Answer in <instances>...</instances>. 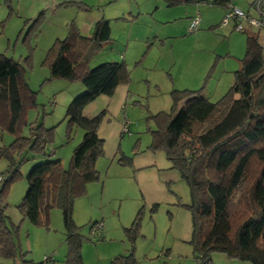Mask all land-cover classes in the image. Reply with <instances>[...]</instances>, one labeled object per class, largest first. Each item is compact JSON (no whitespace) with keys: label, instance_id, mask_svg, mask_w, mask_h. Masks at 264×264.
Returning a JSON list of instances; mask_svg holds the SVG:
<instances>
[{"label":"rangeland","instance_id":"374dc122","mask_svg":"<svg viewBox=\"0 0 264 264\" xmlns=\"http://www.w3.org/2000/svg\"><path fill=\"white\" fill-rule=\"evenodd\" d=\"M45 1L51 0H0V53L21 63L30 55L24 75L36 92V105L27 110L21 133L29 135L30 122H41L53 130L48 155L31 158L27 153L20 175L10 183L2 201L7 203V224L18 226L14 235L18 251L34 264L51 255L53 264H64L68 247L60 209H51L45 226L30 223L17 206L32 165L59 158L68 167L84 132L77 125L68 126L65 112L70 100L85 88L80 81L51 78L43 64L45 53L56 37L65 36L70 21L89 35L92 25L90 30L84 26L92 17L103 16L110 22V39L88 64L94 67L123 61L128 81L119 84L112 95H99L83 110L86 116L103 109L106 112L97 130L104 140L103 154L96 161L99 178L87 185L86 193L76 198L73 206V220L82 236L81 264H112L114 257L130 251L134 264H197L189 243L191 216L185 207L190 202L189 188L162 149L150 150L151 131L156 129L152 115L170 111L173 89L203 86L204 95L217 100L240 67L245 32L233 29L232 23L220 26L225 10L211 3L66 0L49 7ZM70 1H84L88 7L83 9ZM197 12L200 22L190 31V18ZM245 28L258 30L264 46V30L250 25ZM13 139V135L0 131V145H8ZM122 155L131 157V162L121 163L118 159ZM6 165V160L0 159V173ZM137 215L139 227L132 242L125 228ZM94 222L101 224L99 231L93 232ZM10 262L0 258L1 264ZM209 264L252 263L213 251Z\"/></svg>","mask_w":264,"mask_h":264},{"label":"trees","instance_id":"16d2710c","mask_svg":"<svg viewBox=\"0 0 264 264\" xmlns=\"http://www.w3.org/2000/svg\"><path fill=\"white\" fill-rule=\"evenodd\" d=\"M165 1L170 5L211 3L224 9L231 2ZM70 2L83 9L88 7L84 2ZM240 31L246 35L245 53L231 85L217 100L208 99L203 86L173 89L170 111L152 115L156 129L151 131L150 150L162 149L189 188L190 202L185 207L191 216L189 243L197 264H209L213 251L264 264V46L259 42L258 30ZM110 35V22L103 16L94 21L89 35L70 21L65 36L53 40L43 60L51 78L80 81L84 86L65 112L68 126L77 125L84 132L68 167L59 158L32 165L17 207L30 223L45 226L51 209H60L68 247L64 264L82 263V236L73 220V206L75 199L86 193L87 185L99 178L96 161L103 154L104 140L97 130L106 110L93 116H86L83 110L99 95H112L119 84L128 81L123 61L102 62L94 67L88 64ZM29 59L27 55L21 63L0 53V131L14 138L10 144L0 145V159L7 162L0 173V258L12 260L3 264H34L18 251L14 239L18 226L7 224V203L2 201L10 183L20 175L25 155H48L53 138L52 128H45L41 122L28 123V136L21 133L27 123V110L36 105V92L30 89L24 75V64ZM118 160L129 164L131 157L122 155ZM138 219L137 215L125 228L132 242ZM97 224L92 223L91 228L94 230ZM53 261L52 255L45 256L40 264ZM112 264H134L132 251L117 255Z\"/></svg>","mask_w":264,"mask_h":264},{"label":"built area","instance_id":"2783aa9c","mask_svg":"<svg viewBox=\"0 0 264 264\" xmlns=\"http://www.w3.org/2000/svg\"><path fill=\"white\" fill-rule=\"evenodd\" d=\"M250 11H244L241 8L229 3L226 5L225 14L221 19L220 26L232 23L233 29L240 31L246 25L264 30V0H253L250 5ZM199 22V15H194L189 21V30L193 31ZM101 226L98 224L94 231Z\"/></svg>","mask_w":264,"mask_h":264},{"label":"crops","instance_id":"0c3cea01","mask_svg":"<svg viewBox=\"0 0 264 264\" xmlns=\"http://www.w3.org/2000/svg\"><path fill=\"white\" fill-rule=\"evenodd\" d=\"M231 2V4H233V5H235V6H237V7H239V8H241L242 10H244V11H250L251 9H250V5H251V2L253 1V0H230ZM46 2V4H48L47 6H57V4H60V3H65L66 2V0H51L50 2H48V1H45ZM81 2H84V1H81ZM86 4V3H85ZM221 7V6H220ZM223 8V7H222ZM224 8H223V12H224ZM196 14H198V12L196 13ZM199 15V14H198ZM193 17V16H192ZM191 17V18H192ZM95 18L96 17H92L91 19H90V24H87L86 25V27L84 26V28H85V30H90L91 29V25H92V23L94 22V20H95ZM190 18V19H191ZM199 22H200V16H199ZM198 22V23H199ZM188 26H189V24H188ZM224 27H227V25L226 26H224ZM189 28V27H188ZM259 39V38H258ZM260 42V41H259ZM261 44V43H260ZM262 45V44H261Z\"/></svg>","mask_w":264,"mask_h":264}]
</instances>
